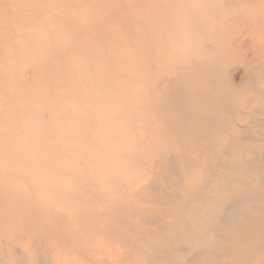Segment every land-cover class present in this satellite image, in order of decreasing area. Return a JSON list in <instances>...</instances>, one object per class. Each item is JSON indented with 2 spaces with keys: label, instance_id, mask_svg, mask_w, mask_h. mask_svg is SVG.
<instances>
[{
  "label": "rangeland",
  "instance_id": "1",
  "mask_svg": "<svg viewBox=\"0 0 264 264\" xmlns=\"http://www.w3.org/2000/svg\"><path fill=\"white\" fill-rule=\"evenodd\" d=\"M263 4L0 0V264H264Z\"/></svg>",
  "mask_w": 264,
  "mask_h": 264
},
{
  "label": "bare ground",
  "instance_id": "2",
  "mask_svg": "<svg viewBox=\"0 0 264 264\" xmlns=\"http://www.w3.org/2000/svg\"><path fill=\"white\" fill-rule=\"evenodd\" d=\"M183 3V2H182ZM264 5V4H263ZM169 20V19H168ZM6 23V25H8V23L7 22H5ZM169 32H168V30H167V27H165L164 28V36L161 38V39H167L168 41H169ZM209 38V40L207 39V41L209 42H211V50H212V48H215L216 47V45H217V43H216V41H215V39H213L212 37L210 38V37H208ZM229 38H232L231 37V35L229 34V33H225V38H223L222 39V42L224 41V40H227V39H229ZM210 45V44H209ZM182 52V51H181ZM217 58H218V56H216ZM202 60V59H201ZM194 75V74H193ZM189 76V75H188ZM205 79V78H204ZM213 84V83H212Z\"/></svg>",
  "mask_w": 264,
  "mask_h": 264
}]
</instances>
